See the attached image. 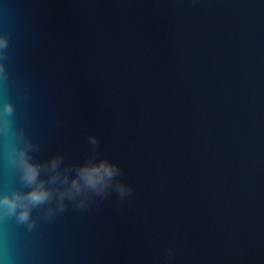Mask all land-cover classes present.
I'll return each mask as SVG.
<instances>
[{"label":"water","instance_id":"obj_1","mask_svg":"<svg viewBox=\"0 0 264 264\" xmlns=\"http://www.w3.org/2000/svg\"><path fill=\"white\" fill-rule=\"evenodd\" d=\"M0 39V198L21 150L53 193L0 264H264V0H0Z\"/></svg>","mask_w":264,"mask_h":264},{"label":"clouds","instance_id":"obj_2","mask_svg":"<svg viewBox=\"0 0 264 264\" xmlns=\"http://www.w3.org/2000/svg\"><path fill=\"white\" fill-rule=\"evenodd\" d=\"M6 44L7 41L5 39H0V47H4ZM6 111L9 113L12 111L10 104L6 106ZM91 140L93 145L97 143L95 137H92ZM16 163L22 172L23 181L33 187L27 193L17 191L12 195H5L3 198H0V215L15 216L20 222H26L30 219L31 208L50 200L53 193L51 189L45 186V181L39 179L41 166L32 162L25 151H20L19 159ZM57 164L58 161L54 159L52 167L56 168ZM118 172V165L108 161H101L95 165H84L78 170V175L71 181L70 185L59 193L61 210L64 207L62 201L65 196L74 199L85 188L102 191L109 187V182ZM52 179L55 181L57 176H53ZM67 179V176H65L63 182L67 183ZM119 191L123 194L125 187L120 185Z\"/></svg>","mask_w":264,"mask_h":264}]
</instances>
